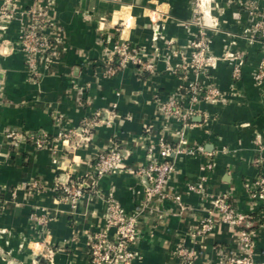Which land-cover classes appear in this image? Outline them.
<instances>
[{"label":"crops","instance_id":"0c3cea01","mask_svg":"<svg viewBox=\"0 0 264 264\" xmlns=\"http://www.w3.org/2000/svg\"><path fill=\"white\" fill-rule=\"evenodd\" d=\"M208 7L215 27L193 0H0V264H89L88 245L105 229L107 200L139 214L130 264L215 263L240 253L238 229L214 210L221 196L248 218L253 264H264V195H252L264 167V83L253 80L264 1L213 0ZM30 11L47 13L57 46L53 67L33 83L17 44ZM196 12L201 28L193 22ZM200 29L214 61L197 78L221 96L193 104L183 121L174 120L158 101L181 90L179 65L189 60ZM118 40L151 58L155 74L127 67L103 76ZM186 76L193 79L189 71ZM179 108L188 112L186 96ZM11 133L18 137L8 138ZM40 135L47 145L36 149L27 137ZM180 138L203 152L175 156L168 199L149 203L137 174L148 163L147 147ZM112 146L126 153L127 170L97 177L94 162ZM67 182L90 185L74 206L51 190ZM31 214L45 217L46 225L31 223ZM207 220L212 227L201 232Z\"/></svg>","mask_w":264,"mask_h":264},{"label":"built area","instance_id":"2783aa9c","mask_svg":"<svg viewBox=\"0 0 264 264\" xmlns=\"http://www.w3.org/2000/svg\"><path fill=\"white\" fill-rule=\"evenodd\" d=\"M264 1V0H261ZM202 0H193L194 8L199 11ZM264 15V9L261 11ZM26 18L21 29L18 47L25 56V68L29 81L36 82L41 76L47 73L55 63L57 46L55 41L49 37L48 32L52 29V22L45 12L30 11L24 14ZM194 24L201 28V13L196 12ZM258 38L261 42V61L254 73L253 80L256 84L264 83V23L257 26ZM208 39L200 29L198 36L190 43L189 60L183 61L179 65L184 72L181 90L165 101H158V108L169 118L183 121L192 112V105L199 101H217L221 93L216 86L200 83L198 78L204 75L208 67L213 63L214 58L208 49ZM1 49V42H0ZM111 65L102 70V75L112 77L116 73L127 67H132L139 73L153 75L156 72L155 64L151 58L147 57L141 49L129 42L118 40L110 48ZM191 72L193 79H187V73ZM0 69V83H1ZM241 75L239 66L232 70L233 81H238ZM183 92V93H182ZM184 96L187 97V111L179 108ZM72 132H67L68 137ZM16 134H9L8 138L15 140ZM36 149L46 147V137H27ZM203 149L199 145L186 146L182 138L175 144H169L160 140L156 144L147 147L148 163L138 171V175L144 182V196L149 203L152 201L163 202L168 199L165 191L169 175L173 171V158L178 155H195L202 153ZM124 153L118 146H112L101 153L94 162L95 175L103 177L120 171L127 170ZM204 169L211 170L212 164L206 163ZM38 184H33L31 188H36ZM90 187L85 182H67L65 184L52 187V192L60 200L74 204L87 193ZM196 189H200L198 185ZM2 190L0 189V209L2 207ZM252 195L254 197L264 195V167L262 173L255 181ZM178 198L175 197L174 200ZM213 207L219 214L220 221L231 227L238 229L240 253L232 256L219 257L218 261L209 264H253L252 255L255 242L250 231L244 226L248 218L236 212L228 203L226 196L218 197L213 201ZM31 223L36 225H46L47 219L43 216L31 214ZM139 214H126L120 205L114 200L106 201L105 229L93 233L88 245L89 264H130L136 257L135 246L139 240L138 230ZM212 227L211 221L207 220L201 224L200 231H209ZM113 230L112 234L110 231ZM187 260L191 259V253L180 251Z\"/></svg>","mask_w":264,"mask_h":264},{"label":"clouds","instance_id":"9594fccd","mask_svg":"<svg viewBox=\"0 0 264 264\" xmlns=\"http://www.w3.org/2000/svg\"><path fill=\"white\" fill-rule=\"evenodd\" d=\"M213 0H202L200 7L204 11L205 20L208 23L210 27H215L216 21L209 15L210 8L208 7ZM131 24V21H129V25Z\"/></svg>","mask_w":264,"mask_h":264},{"label":"trees","instance_id":"16d2710c","mask_svg":"<svg viewBox=\"0 0 264 264\" xmlns=\"http://www.w3.org/2000/svg\"><path fill=\"white\" fill-rule=\"evenodd\" d=\"M249 225H250V223H249V221H247V223L245 224L244 228H245L246 230H248Z\"/></svg>","mask_w":264,"mask_h":264}]
</instances>
